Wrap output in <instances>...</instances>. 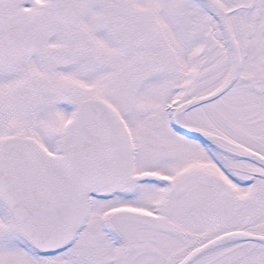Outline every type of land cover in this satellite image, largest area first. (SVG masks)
I'll return each instance as SVG.
<instances>
[{
  "label": "snow or ice",
  "instance_id": "1",
  "mask_svg": "<svg viewBox=\"0 0 264 264\" xmlns=\"http://www.w3.org/2000/svg\"><path fill=\"white\" fill-rule=\"evenodd\" d=\"M0 264H264V0H0Z\"/></svg>",
  "mask_w": 264,
  "mask_h": 264
}]
</instances>
